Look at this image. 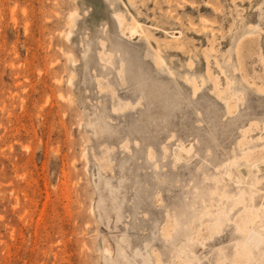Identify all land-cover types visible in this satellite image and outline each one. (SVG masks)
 Listing matches in <instances>:
<instances>
[{
    "label": "rangeland",
    "instance_id": "obj_1",
    "mask_svg": "<svg viewBox=\"0 0 264 264\" xmlns=\"http://www.w3.org/2000/svg\"><path fill=\"white\" fill-rule=\"evenodd\" d=\"M261 156L264 0H0V264H264Z\"/></svg>",
    "mask_w": 264,
    "mask_h": 264
},
{
    "label": "bare ground",
    "instance_id": "obj_2",
    "mask_svg": "<svg viewBox=\"0 0 264 264\" xmlns=\"http://www.w3.org/2000/svg\"><path fill=\"white\" fill-rule=\"evenodd\" d=\"M135 28V27H134ZM133 30V29H132ZM135 31H136V29H135ZM155 60H159L158 59V57H156V59ZM186 150V149H185ZM261 157H263V160H264V156H261ZM256 160H257V157L256 158H254V159H252L250 162H249V164H248V168H249V173L250 174H248L247 176V178H252L254 181H256V182H259L260 181V179H261V176H259L258 175V173H257V170L259 171V169L261 168V166L260 165H258L257 163L258 162H256ZM261 161V160H260ZM264 163V162H263ZM259 164H262V162L261 163H259ZM264 167V166H263ZM263 172V171H262ZM246 177V176H245ZM246 178V179H247ZM246 184V183H245ZM251 187H253V186H251ZM253 193V192H252ZM237 197V196H236ZM239 203V202H238ZM233 205V204H232ZM263 205V204H262ZM227 207V206H226ZM262 207V206H261ZM261 209V208H260ZM227 212V211H226ZM263 215V210H261V211H257V213L256 214H254V216H253V218L252 219H250L249 220V223L251 224V227L247 230V232H246V234H245V236L242 238V247L243 248H247V249H252V248H254V247H256L260 242H262V240H263V234L260 232V231H258V230H256V227H255V223H256V221H257V218L258 217H260V216H262ZM230 224V223H229ZM227 225V224H226ZM245 228V227H244ZM241 229H243V228H241ZM191 249H195V248H193V245H192V247H191ZM190 251V250H189ZM191 252L194 254V251H192L191 250ZM249 252V251H248ZM250 254V253H249ZM194 256V255H193Z\"/></svg>",
    "mask_w": 264,
    "mask_h": 264
}]
</instances>
